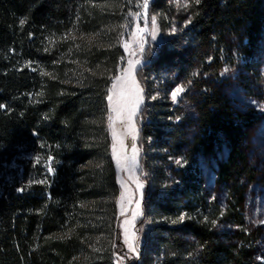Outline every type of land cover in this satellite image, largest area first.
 <instances>
[{"label": "trees", "instance_id": "1", "mask_svg": "<svg viewBox=\"0 0 264 264\" xmlns=\"http://www.w3.org/2000/svg\"><path fill=\"white\" fill-rule=\"evenodd\" d=\"M124 5L0 0V105L6 106L0 108V264H73L82 253L76 264H113L115 252L126 253L104 125L108 88L123 56L113 29ZM156 9L167 10L166 2L152 0L149 12ZM262 21L257 0H191L182 36L146 47L135 71L143 89L135 117L143 182L136 224L148 213L154 222L137 256L125 257L131 264H261L260 234L243 211L256 174L241 146L257 115L228 97L223 59L236 57L235 67L248 68ZM184 33L192 46L187 51L180 46ZM81 34L96 40L77 45ZM179 81L180 96L191 97V117L169 96ZM213 150L223 154L215 171L221 205L209 198L196 165V154ZM100 198L109 202L92 225L110 243L83 249L89 217L82 204ZM182 215L183 222L172 223Z\"/></svg>", "mask_w": 264, "mask_h": 264}, {"label": "rangeland", "instance_id": "2", "mask_svg": "<svg viewBox=\"0 0 264 264\" xmlns=\"http://www.w3.org/2000/svg\"><path fill=\"white\" fill-rule=\"evenodd\" d=\"M151 1L148 0V3L150 4ZM164 1L166 2L167 10L161 12L156 9L149 12L148 7L145 15V9L142 7L144 0H125V5L119 12V17H121L118 21L119 24L113 29L115 37H117V42L123 51V56L119 61L117 75L112 78L108 88L107 112L106 116H104V125L110 134L111 155L115 164L117 182L120 188L119 195L115 198L117 206L116 217L119 225L120 238L126 250L125 254H118L117 252L113 254V264H117L120 258H123V264H131L125 257L131 260L132 256H137V253L128 251V247L124 242L125 229L128 230L130 235L135 233V246L138 249L141 243V236L150 230L154 222L153 215L150 213L145 215L144 221L140 224H136V221L141 215L133 216L134 212H141L142 189H138L137 185L138 183L143 184L141 176L139 175V151L136 147L137 126L135 124V117L139 109L136 115L129 121L126 116L129 107L126 104L129 85L124 84L117 78L124 75V69L128 67L129 60H139L141 63L144 61L146 47L154 50L168 38L176 35L182 36L183 30L188 26L190 21L191 0ZM257 1L260 3L263 21L258 28L259 41L255 49L252 50L253 62L248 68L243 67L240 69V67H235L240 63L236 57H234L235 59L224 58L223 64L226 69L224 72L223 86L228 97L238 108L257 115L255 124L245 129L241 141L243 152L248 162L254 166L256 174L254 183L250 184L247 188L243 211L248 224L260 234L257 247L258 252L261 254L259 257L260 263L264 264V0ZM137 13L139 15H136ZM152 16H156L155 40L151 38V32L153 30L151 25ZM138 29H142V33ZM184 34L180 40V46L187 51L191 45L188 35ZM74 38L77 45L81 42L96 40L92 35L83 36L82 34ZM97 42L99 44L102 43ZM125 44L129 45V47L126 48ZM141 44H143V51H140ZM233 54L235 53L233 52ZM234 60L235 62L232 64ZM140 64L136 65L135 71ZM180 82L173 86L172 91L181 85ZM109 94L113 95V102L117 107L123 109L119 116L117 113L112 112L109 107ZM169 96L171 98V93ZM189 96L187 94L186 97H177V100L173 102L177 103L180 101L181 110L184 114L191 117L194 114V107ZM110 115L113 117L111 127L109 122ZM113 132H115V136H113ZM134 145L137 150L135 164L131 160ZM221 152L220 150H213L208 154L198 153L195 156L196 165L199 168L206 192L209 198L216 199L219 205L223 202V192L215 182V171L217 163L223 157ZM118 159L120 161L119 163ZM104 202H109V199L100 198L97 200H88L82 204V209L87 211L88 214L86 215L89 217L83 223L86 228L81 239L83 249H93L96 244L98 246L102 242L106 244L110 243V240L103 233H96L92 225L93 219L98 218L95 213H100L101 205ZM137 202H139V207H137ZM83 255V253L77 255L73 264L80 262L84 257Z\"/></svg>", "mask_w": 264, "mask_h": 264}, {"label": "snow or ice", "instance_id": "3", "mask_svg": "<svg viewBox=\"0 0 264 264\" xmlns=\"http://www.w3.org/2000/svg\"><path fill=\"white\" fill-rule=\"evenodd\" d=\"M195 2L197 4H199L200 0H195ZM142 7L145 9V15L147 12V9L149 7V3L148 0H144V3L142 5ZM185 7H187V5H185ZM136 15H139V13H137ZM26 21L25 20H21L20 24L23 25ZM190 22V21H189ZM151 25H152V32H151V38L153 40L156 39V16H152L151 17ZM139 32L142 33V29H138ZM173 31H175V29H173ZM125 47L128 48L129 45L125 44ZM48 49H45V51H47ZM140 51H143V44H141L140 47ZM141 62L139 60H129L128 61V67L124 69V75H122L121 77H118L117 79L120 80L121 82H123L126 85H129L128 88V97L126 99V104L129 105L126 116L127 119L129 121H131L132 117L136 115L138 109H139V105L142 103V93H143V89L139 88L137 81L135 80L134 77V71L136 68V65L140 64ZM35 70V69H33ZM43 75H50L49 73H43ZM115 87V86H114ZM185 91V88L180 85L177 86L172 92H171V98L173 101L177 100V97L183 93ZM152 99H155L156 97H151ZM108 100H109V107L111 109L112 112L117 113V115L119 116L121 114V112L123 111V109L117 107V105L113 102V95L109 94L108 96ZM6 107L5 105H0V108ZM113 117L110 115L109 116V122H110V127H111V123H112ZM113 136H115V132H113ZM135 139V137H134ZM136 147L135 145L133 146V156L131 157V160L133 162V164H135V160H136ZM51 159V158H50ZM119 159H118V163H119ZM176 163H180V161H176ZM53 169L51 167L48 168V172L49 173H53ZM44 181H41V183H43ZM138 189H142L143 188V184L138 183L137 185ZM23 189H21L22 191ZM123 199V198H122ZM137 207H139V202H137ZM143 213L141 212H134L133 216H138V215H142ZM185 219V216H180L179 217V221H172V223H177V222H183ZM206 219V218H205ZM127 223V222H126ZM212 224H215L216 221L213 220L211 221ZM124 242L128 247V251L135 253L137 252V248L135 246V233H132L131 235L129 234L128 230L125 229V233H124ZM117 264H123V258L118 259Z\"/></svg>", "mask_w": 264, "mask_h": 264}]
</instances>
